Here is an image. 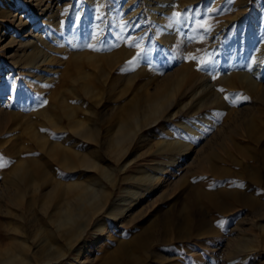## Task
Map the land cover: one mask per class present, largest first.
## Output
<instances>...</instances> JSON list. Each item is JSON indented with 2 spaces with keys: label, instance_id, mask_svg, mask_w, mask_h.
<instances>
[{
  "label": "rangeland",
  "instance_id": "rangeland-1",
  "mask_svg": "<svg viewBox=\"0 0 264 264\" xmlns=\"http://www.w3.org/2000/svg\"><path fill=\"white\" fill-rule=\"evenodd\" d=\"M17 2L15 18L1 23L0 259L22 243L32 264H264V0H247L242 8L239 0H50L47 13V0H0V13ZM33 37L36 48L20 47ZM110 54L116 59L109 63ZM186 64L207 85L200 94L173 96L119 164L98 150L105 168L129 163L115 175V187L95 171H58L44 157L50 143L79 154L97 150L99 144L79 137L84 129L101 127L103 141L114 109L166 90V79ZM63 109L80 121L77 131L66 120L57 127ZM177 144L189 150L170 165ZM21 170L34 186L9 189ZM55 181L59 204L44 207L41 197ZM72 181L106 206L68 245L52 215L74 203L63 191ZM2 194L16 198L14 204Z\"/></svg>",
  "mask_w": 264,
  "mask_h": 264
},
{
  "label": "bare ground",
  "instance_id": "bare-ground-1",
  "mask_svg": "<svg viewBox=\"0 0 264 264\" xmlns=\"http://www.w3.org/2000/svg\"><path fill=\"white\" fill-rule=\"evenodd\" d=\"M21 1H24V0H21ZM246 1L247 0H239V2L236 4V7L239 8L243 4V2H246ZM46 3H47V5H45L44 11H42L45 13L50 12L52 9V5L50 3V0H47ZM19 6H20V3L17 2L14 5L9 6V10L6 13H3V12L0 13V44L6 38V34H5L6 28L4 26H1L2 19H4V18H9V19L15 18L16 15H13V14H14V12H16L18 10L17 8ZM242 7H240V8H242ZM156 9H157V5L155 6V9H153L152 13H155L157 11ZM25 26L26 25H23L21 27L19 26V29H22ZM163 32H165V31H163ZM27 34L29 36L31 35V33H27ZM173 36H174V34H173ZM173 36H171V37H173ZM164 38L167 40L166 36ZM37 39L38 38L33 37L31 39V41H24V40L21 41L20 40L21 42L19 41L20 44L19 43L18 44L23 49H28L30 47L34 48L36 45ZM170 39L171 38H169L168 40L170 41ZM251 39L252 38H249V41ZM38 41H39V39H38ZM14 42H13V40H10L6 45L2 46L1 48L3 49L6 46H10L11 44L13 45ZM215 42L216 41H214L213 43H215ZM262 47H264V45ZM125 53H126V51H125ZM24 55L21 54L20 56L22 57ZM105 57L109 63L116 59V55H113V54H110V55L105 56ZM117 60H118V58H117ZM171 76L172 77H169L166 79V81L167 80L171 81V83L169 84V86L167 87L166 90H164L162 92L155 91L154 93H152L150 95L147 94V96H145V97L137 98L136 101H128V103H126L124 106H121L119 109H114V111L112 113L110 112L112 115L109 116L110 117L108 119L109 126L107 127L106 133L104 135H102V136H104V137H102L103 141H101V133L99 132V131H101V127H99L97 132H96V128H97L96 126H95L96 127L95 129H93V128L84 129L80 133L79 137L81 139L86 140V141L94 142V144H99V147H97L98 148L97 150H89V151L87 150V152H83L84 154H79L80 151L78 152L77 150H75L73 148H70L68 146H64L63 143H62L63 144L62 146H60L61 144L59 146H57V145H54L55 143L52 145L50 143V145H49V146H51L50 148H48L47 150L43 149V150H46L44 152V157L47 159V161L53 162L56 170H58V171L72 172V171H75L77 169H81V170L86 171V172L87 171H95L97 174H100V176L107 178L110 185L115 187V185H116L115 175L119 172H124L125 170H127V168L129 167V163L128 164L125 163L119 170L117 168H115V169L110 168V167L105 168V167H103V165H101V161L96 160V157L98 158L97 155H99L98 150L101 148L103 150L104 155L108 156L109 159L113 160L116 163L120 162L122 160V158L126 155V148L134 140V138L137 136V134L139 132H141L143 129L157 124L159 119L162 117V114L167 110L166 104L172 99L173 96H176V95H179V96L184 95L185 96V94H188V93L192 94V96H196V95L200 94L202 92V90L207 86L205 83H203V81H204L203 78L199 75V73L196 71L195 66H193L192 64L184 65L182 68H180V70L177 72V74L174 75V77H173V75H171ZM2 79H4V78L2 77ZM2 79H0V80H2ZM3 83H4V81H3ZM250 83H252V82H250ZM86 98H87V96H86ZM177 103H178V101H177ZM67 107H68V105H67ZM79 107L84 108L83 102L79 103ZM58 111H59V109H58ZM65 111H66V109L65 110L63 109V112H64L63 117L64 118H62L59 121L57 127L59 129H62V126L64 125V122L66 120V123L68 126L67 129L75 131L76 128H79L81 126V123H80V121L78 122V121H75L74 119H72L71 118L72 116H70V114H67ZM53 124H54V122H53ZM182 126L185 129L190 128L189 125L183 124ZM51 127L53 128V126H51ZM246 129L247 130L252 129V125H248L246 127ZM64 131H66V130L64 129ZM76 131H77V129H76ZM190 132H193V129L190 128ZM199 136L200 135H197V138ZM69 144H70V142H69ZM74 144H75V141H74ZM43 146H44V148H47L48 145L46 147H45V145H43ZM188 150H189V146L188 147L185 146V147L181 148L177 144L176 150H175V151H177V152H175L176 156H173L170 158L169 164L170 165L179 164L180 158L185 156L187 154ZM37 166H39V165H37ZM37 168H39V167H37ZM21 169H23V168H21ZM39 169L42 170L41 167ZM157 170L163 171V169H161V168H158ZM37 171H38V169H37ZM17 172H18V170H17ZM29 174L25 170H21L18 173L17 177L15 178L13 176L14 179L10 180V182L7 184L9 189H12L15 184H16L15 186H17L18 185L17 183L21 184V187H24L25 190H27L28 187L34 186V182H33L32 178L30 177ZM46 175H44L43 177H45ZM50 177L51 176L49 175V178H47L48 181H47V179L45 180V178H44V180H45V182H43L44 185H45V183L47 184L50 182ZM156 179H157L156 174L147 177V181L149 182V184L154 183V181H156ZM123 181H126V180L124 179ZM53 183H54V185L52 184L53 187L47 193L42 195V197H41V201H42L44 207L45 206H49V207L52 206V207L56 208V206H58V204H59L58 202L54 201L56 196L58 195L57 193H59V192L58 191L56 192L57 195H55L53 193H55L54 192L55 190L60 189L61 186L59 187V182L57 183L55 181ZM18 186L20 187V185H18ZM19 187H18V189H19ZM82 188L83 187H81V185H79L77 182H73V181H72V183L65 184L63 186V191L66 192L67 194H71V197H72V200H74V203L72 205L70 204L69 206H66L65 210H63V211L60 210L61 208L59 210L57 209V211L54 213V216L51 214L52 218L54 217L53 222L55 223V226H56V234L58 235V237H60L68 245H70V243L75 241L78 237L80 238V236L85 233V231L87 229L88 220L90 221L92 219V217H94L100 210L103 209V207L106 206V202H102V199H101L102 197L100 198V196H98V195L91 196L90 193H88L90 191V190H88L89 188L88 189H86V188L82 189ZM85 189L88 192L80 193L81 190L84 191ZM6 190H8V189H6ZM99 191H98V194H99ZM26 193H27L26 191L20 190L16 194H18V195L21 194V196L22 195L25 196ZM1 197L11 205L14 204L15 199H16V198L7 197L6 194H2ZM133 202L134 201L131 200L126 204V210L131 208V204ZM126 210H123V212ZM7 214L5 216H7ZM82 220H85L86 223L82 224V222H81ZM51 223H52V221H51ZM102 227H103V225L99 224L97 226L96 232L100 233L102 231ZM13 230L14 229H12V231L10 230L11 233H13V234L16 233V231H13ZM143 240H139V243H142ZM88 242H90V241H88ZM88 242L85 243V245L83 246V248H81V250L77 251V254H80L82 251H84L86 249L87 245L89 244ZM67 247H69V246H67ZM45 249H47V248H45ZM27 250H28V247H26L25 244L21 243V245H19V247H18V251L12 255L9 254L5 259H0V264H32L33 259H34L33 255L28 254ZM43 252H46V250L45 251L43 250ZM51 258H52V256H51Z\"/></svg>",
  "mask_w": 264,
  "mask_h": 264
},
{
  "label": "snow or ice",
  "instance_id": "snow-or-ice-1",
  "mask_svg": "<svg viewBox=\"0 0 264 264\" xmlns=\"http://www.w3.org/2000/svg\"><path fill=\"white\" fill-rule=\"evenodd\" d=\"M174 17L178 20L179 17H180V13H178V12H177V13H174ZM137 56H139V53H137ZM129 63H132V62L130 61ZM219 91L223 92L224 90H223V89H219ZM224 99H225V100H229V97H228V96H225ZM240 99H241V98L238 97L236 100H233V103H237V102H239ZM242 99L246 101V100H248L249 98L245 96V97H242ZM41 131H43V129H42ZM4 166H5L4 164L0 163V168H2V167H4Z\"/></svg>",
  "mask_w": 264,
  "mask_h": 264
}]
</instances>
